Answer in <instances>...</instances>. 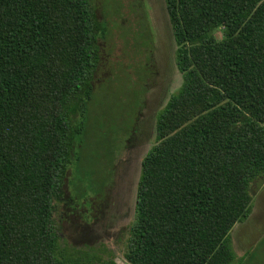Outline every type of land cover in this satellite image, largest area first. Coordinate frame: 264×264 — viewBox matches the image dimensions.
I'll return each mask as SVG.
<instances>
[{
	"label": "trees",
	"instance_id": "1",
	"mask_svg": "<svg viewBox=\"0 0 264 264\" xmlns=\"http://www.w3.org/2000/svg\"><path fill=\"white\" fill-rule=\"evenodd\" d=\"M164 3L182 83L156 116L124 257L236 264L231 231L264 176V0ZM107 31L90 0H0V264H116L104 245H70L54 219L59 204L89 224L109 187L69 191Z\"/></svg>",
	"mask_w": 264,
	"mask_h": 264
},
{
	"label": "rangeland",
	"instance_id": "2",
	"mask_svg": "<svg viewBox=\"0 0 264 264\" xmlns=\"http://www.w3.org/2000/svg\"><path fill=\"white\" fill-rule=\"evenodd\" d=\"M90 1L108 31L99 41L92 126L69 191L76 190L86 200L94 197L89 190L92 183L109 187L104 189V201L93 200L96 210L89 224L81 223L77 214L66 216L59 204L54 219L70 245H104L116 264H129L124 257L125 228L134 220L141 161L155 142L156 116L182 78L175 66L164 0H138L143 3L144 20L133 13L136 0ZM214 37L220 41L222 31L214 32ZM250 194L251 214L231 233L236 264H264V176L252 182Z\"/></svg>",
	"mask_w": 264,
	"mask_h": 264
},
{
	"label": "flooded vegetation",
	"instance_id": "3",
	"mask_svg": "<svg viewBox=\"0 0 264 264\" xmlns=\"http://www.w3.org/2000/svg\"><path fill=\"white\" fill-rule=\"evenodd\" d=\"M134 5V4H133ZM141 5H143V3L142 2H138V0H136V4H135V8H136V10H135V8L133 9V13L134 14H136V11H137V14L135 15L136 17H142V15H143V20H144V13L142 14V7L143 6H141ZM132 7H134V6H132ZM141 9V10H140ZM169 21V20H168ZM169 24H170V22H169ZM127 169H129V167L127 168ZM127 169L125 170V172L123 173L124 175H126V171H127ZM123 178H124V176H123ZM103 201V200H102ZM135 202V201H134ZM95 205V201H93V202H91V205H90V214L88 215V217L89 218H93V216H94V211L96 210V207L94 206ZM134 208H135V206H134ZM117 209H115V211H116ZM67 211H68V213H70L71 212V216H74V215H76L77 214V216H78V219H80V218H82V215H79V213L77 212V211H72L71 209H67ZM127 211H128V209H127ZM247 222V220L244 222V223H241V224H237V225H235L234 227H237V226H239V225H244L245 223ZM129 226H130V224L125 228V229H127L128 230V228H129ZM233 227V229H235ZM233 229H232V231H233ZM232 231H231V233H232Z\"/></svg>",
	"mask_w": 264,
	"mask_h": 264
},
{
	"label": "crops",
	"instance_id": "4",
	"mask_svg": "<svg viewBox=\"0 0 264 264\" xmlns=\"http://www.w3.org/2000/svg\"><path fill=\"white\" fill-rule=\"evenodd\" d=\"M237 225V224H236ZM235 228V227H234Z\"/></svg>",
	"mask_w": 264,
	"mask_h": 264
}]
</instances>
